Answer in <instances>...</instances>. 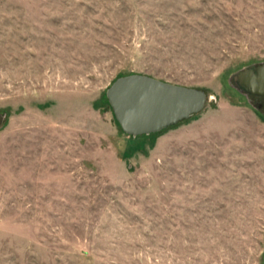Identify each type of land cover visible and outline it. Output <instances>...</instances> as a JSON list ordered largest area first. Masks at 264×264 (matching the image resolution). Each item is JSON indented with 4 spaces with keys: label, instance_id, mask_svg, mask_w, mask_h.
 Wrapping results in <instances>:
<instances>
[{
    "label": "rangeland",
    "instance_id": "rangeland-1",
    "mask_svg": "<svg viewBox=\"0 0 264 264\" xmlns=\"http://www.w3.org/2000/svg\"><path fill=\"white\" fill-rule=\"evenodd\" d=\"M264 0H0V264H262ZM204 107L132 136L107 87ZM261 103V107L256 105Z\"/></svg>",
    "mask_w": 264,
    "mask_h": 264
},
{
    "label": "water",
    "instance_id": "water-1",
    "mask_svg": "<svg viewBox=\"0 0 264 264\" xmlns=\"http://www.w3.org/2000/svg\"><path fill=\"white\" fill-rule=\"evenodd\" d=\"M229 80L245 95L264 98V63L242 67ZM105 94L121 129L132 136L157 132L187 119L201 111L207 99L203 89L140 73L117 77ZM3 120L4 114L0 113V125Z\"/></svg>",
    "mask_w": 264,
    "mask_h": 264
},
{
    "label": "flooded vegetation",
    "instance_id": "flooded-vegetation-1",
    "mask_svg": "<svg viewBox=\"0 0 264 264\" xmlns=\"http://www.w3.org/2000/svg\"><path fill=\"white\" fill-rule=\"evenodd\" d=\"M259 97V96H258ZM262 98V97H261ZM263 100H264V98H263Z\"/></svg>",
    "mask_w": 264,
    "mask_h": 264
}]
</instances>
